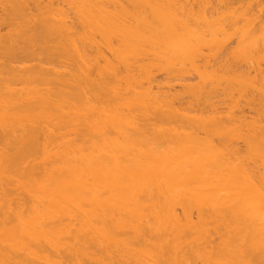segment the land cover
I'll list each match as a JSON object with an SVG mask.
<instances>
[{
  "label": "bare ground",
  "instance_id": "bare-ground-1",
  "mask_svg": "<svg viewBox=\"0 0 264 264\" xmlns=\"http://www.w3.org/2000/svg\"><path fill=\"white\" fill-rule=\"evenodd\" d=\"M218 2L213 15L234 1ZM202 3L0 0V264H264V73L250 71L264 62L263 0L243 25L222 12L241 24L229 34ZM214 24L245 30L232 51L246 63L258 52L252 81L243 60L228 66ZM215 35L228 56L217 72L242 68L237 81L223 67L213 81ZM155 71L184 91L155 86ZM229 81L241 87L221 92ZM234 90L259 118L241 115ZM230 91L241 113L223 117L214 104Z\"/></svg>",
  "mask_w": 264,
  "mask_h": 264
},
{
  "label": "rangeland",
  "instance_id": "rangeland-1",
  "mask_svg": "<svg viewBox=\"0 0 264 264\" xmlns=\"http://www.w3.org/2000/svg\"><path fill=\"white\" fill-rule=\"evenodd\" d=\"M46 1H47V0H45V2H46ZM200 1H201V0H199V3H202V1H201V2H200ZM208 1H209V0H208ZM218 1H219V0H210V1H209L210 4L212 3V6H213V7H212V6H211V7H207V6H210L209 3H208V4H205V3H204L205 6H203V3H202L203 8H204V7H207V8H208V9L206 8V9H207V10H206V11H207V14H208V12H209V14L212 15V17H211L209 14H208V15L205 14L204 17H207V16L209 17V16H210V17L212 18V20H209V22L214 21L216 24H217V23H218V24H225V23H227V24H225V26L227 25V26H226V29H225V26L223 25V27H224L223 29H224V30L227 31V29H228V31L226 32L227 34L230 33L229 31H233V32H234V30H235V32H236V30L238 31L239 28H241V24L243 25L245 21H246V23H247V22H249L248 20L255 19L256 17H254V16H256V15L259 13V11H260V14H258V15L261 16V13H262V17H260V16H258V17H260L261 20H262V18L264 17V0H263V3H262V0H261V3H262L261 6H259V4H260V3H259L260 0L257 2V3H259L258 5H256L257 3H255L254 0H240V1H238V0H236V1H235V0H231V1H234V2L231 3V5H230V3H227V4H229L231 7H229L228 5H225V4H223V3H222V4L220 3L221 1L223 2V1H225V0H221V1H219V2H218ZM229 1H230V0H229ZM237 1H238V2H237ZM256 1H257V0H256ZM217 2H218V4L220 3V4L222 5L221 8H220V5H218V6H219L218 9L220 8L219 11H218V14H217L218 16L216 15V13H217L216 11H217V10L215 11V14H214V15L210 13V11H211L212 13H214L213 10H210V11H209L210 8L214 9V7H215L214 4L217 5ZM226 2H228V0H226ZM226 2H224V3H226ZM213 3H214V4H213ZM234 3H235V4H234ZM233 4H234V5H233ZM200 5H201V4H200ZM206 5H207V6H206ZM249 5L252 6V7L250 8ZM254 5H255V6H254ZM130 6H131V5H130ZM196 6L198 7V5H196ZM196 6H195V9H194V10H196V8H197ZM225 6H227V7H225ZM233 6L237 7L236 10H235V13H234V10H233V9H234ZM257 6H259L258 9H261V10L256 11V12H258V13H257V14L255 13V14H256V15H255V14H253L254 11H255V10L253 9V7L256 9ZM199 7H201V6H199ZM199 7H198L197 10H199ZM223 7H224V8H223ZM248 7H249L250 9H246V8H248ZM260 7H262V8H260ZM0 8H1V6H0ZM130 8H131V7H130ZM145 8H147V9L149 10V7H145ZM227 8H230V10H231V8H232L233 11H232V10H231V11H230V10L227 11ZM241 8L246 9L247 11H246V10H243V9H241ZM1 9H2V8H1ZM1 9H0V13L3 12V11L1 12ZM131 9H132V8H131ZM134 9H135V7H134ZM137 9H138V8H137ZM201 9H202V7H201ZM221 9H222V10H221ZM237 9H238V10H237ZM239 9H240V10H239ZM251 9L254 10V11L252 10L253 13L251 12ZM194 10H193V12H194ZM203 10L205 11V9H203ZM203 10H201V11L203 12V14L206 13V11L204 12ZM220 10H221V11H220ZM199 11H200V10H199ZM224 11H225V13H224ZM248 11H249L250 13L253 14V16H252L251 14H249V15L252 17L251 19H249L250 17H249V15H248ZM191 12H192V11H191ZM191 12H190V13H191ZM195 12H196V13H199L200 17H199V15L196 14ZM195 12H194V13H195V15H197V16L195 17V15H193L194 18H193V17H191V18H193V19L196 18V19H197V17H199V19H200V18L203 16V14H202L201 12H198V11H195ZM222 12H223L224 14H226L227 12H228V13L231 12L233 15L235 14V16H232V14L230 13L231 16H229L230 14L227 13V15H228V17H229L228 19L232 20V18H233V19L236 20V18H237L238 20H240L239 22H238V20H237L236 22H238V23L241 22V24L238 25V23H235V24L238 25V26L235 25L236 28L238 27L237 29H234V27H235V26L233 27V24H234V23L231 24L230 21H229V25H230V24H231V25L228 26V22H227V18H226L227 16H226V15L224 16L223 14L221 15ZM241 12H242V13H246V12H247V13H246L247 15H246V14L244 15V14H242ZM148 13H149V12H148ZM194 13H193V14H194ZM236 13H239V14L236 15ZM181 14H182V13H181ZM183 14H187V10L184 11ZM188 14H189V13H188ZM188 14H187V15H188ZM201 14H202V15H201ZM241 14H242V16H243L242 18H246V16H248V17H249L248 20H247V19L243 20V19L241 18ZM187 15H186V16H187ZM220 15H221V16H220ZM190 16H191V14H190ZM213 16H214V17H213ZM183 17H184V16H183ZM183 17L181 18V17L179 16V18H181V20H183ZM187 17H189V16H187ZM187 17H186V18H187ZM210 17H209V18H210ZM221 17H222V18H221ZM231 17H232V18H231ZM253 17H254V18H253ZM186 18H185V22H186ZM189 18H190V17H189ZM211 18H210V19H211ZM217 18H218V19H217ZM225 18H226V19H225ZM260 18L257 19V20L255 21V23H257L258 20H259L258 22H260ZM193 19H190V21H189V19H188L187 22H189V24L192 25V23H193L194 21L191 23V20H193ZM205 19H206V18H205ZM205 19L203 18V20H205ZM207 19H208V18H207ZM201 20H202V18H201ZM201 20H200V22H201ZM183 21H184V20H183ZM187 22H186V23H187ZM195 22H196V21H195ZM197 22H198V21H197ZM214 22H212V23H214ZM232 22H233V20H232ZM251 22H252V21H251ZM198 23H199V22H198ZM198 23H196L197 25L195 24V25L197 26V28H198L199 26H200V27L202 26L201 23H199V25H198ZM205 23H206V24L208 23L207 20H205ZM206 24H205V25H206ZM216 24H214L215 26H214L213 28H214V29L216 28L215 30H216L217 33H218V31L220 30L219 28H221L222 26L219 25V26H221V27H217ZM249 24H250V23H249ZM261 24L264 25L263 21H262ZM193 25H194V23H193ZM193 25H192V26H193ZM207 25H208V24H207ZM211 25H212V24H211ZM257 25H260V23H259V24L257 23ZM196 26H195V27H196ZM203 26H204V25H203ZM209 26H210V25H209ZM209 26H208V28H210ZM190 28H191V27H190ZM206 28H207V27H206ZM206 28H204V29L206 30ZM208 28H207V29H208ZM231 28H233V30H232ZM242 28H243V27H242ZM191 29H193V28H191ZM211 29H212V26H211ZM214 29H212V30H214ZM230 29H231V30H230ZM2 30H3V31H2ZM2 30H1V32H3L2 35L8 33V32H6V31H7L6 28H3ZM9 30H10V29H9ZM195 30H198V29L194 28V31H195ZM199 30H200V29H199ZM243 30H244V29H243ZM202 31H203V30H202ZM202 31H201V32H202ZM220 31H221V30H220ZM220 31H219L220 36H221L222 34L225 33V31H224V33L220 32ZM240 31H241V30H240ZM244 31H245V30H244ZM244 31H243L244 34L242 33L241 35H240L239 32H237V34H238V35H237V38H235V37L233 38L234 34H232V36H227V35L224 34V37H222V38H224V41H225V39H226L225 36H227V37H229V38H230V37L233 38V39L231 38L230 40H229V38H228V41H229V42L227 41L226 44L223 43V39H220V38L218 39V37H216V35H215V36H214V40L212 39V43H213V45H211L212 43H211L210 45H211V47H213V46L215 47V46H216V49L212 50V49L214 48V47H213L212 49L210 48V49H211V50H210L208 45L205 46V47H208L209 51H212L213 53H214L215 50H216L217 53L215 52V55L218 54L219 56H218V55H217V56H214V57H216V58L218 57L216 60H214V59H213V58H214V57H213L214 54H212V59H213V62H212V63H213V64H211V63H210V62H211V58H210L211 56L209 57L208 55H206L207 58L209 57L207 60L209 61V59H210L209 65H210V64H211V65H214L215 62H218L217 60H220V61H221V59H228V58H229V61L231 62L232 60H230V59H234V57H235L234 60H235V62H236V63L234 62V64H237V65H238V63H239V66H240V67H241L242 64H244L243 66H245V67H244L243 69L247 68V63H248L249 65H250V64L252 65L251 62H253V60L256 59V56L258 55V52L256 53V54H257V55H256L251 49H248L247 52H248V53L250 52L251 55L255 54V56H254L255 58H254V59H253V58L251 59L250 54L247 53V54L249 55V57H250L249 60H252V61H251V62H250V61H249V62L247 61V63H246V62H245L246 60H245V59H242V60H243V63H242V60H239V59H240L239 56H236L237 53H235V54H236V55H235V54H233V51H234V50L232 51V49H234V48H232V47H234V46H235V47H236V46L238 47V46L241 44V42L243 41L244 36H245V32H244ZM4 32H6V33H4ZM199 32H200V31H199ZM207 32H209V30H207ZM207 32H205V31L202 32V37H203V35H206ZM228 32H229V33H228ZM241 32H242V31H241ZM203 33H204V34H203ZM215 33H216V32H215ZM219 33L217 34V36H219ZM213 35H214V32H213ZM239 35L242 36V37H241V38H242L241 40H240V37L238 38ZM243 35H244V36H243ZM210 36H212V34L207 33V37H209V38L206 37V38H207L206 40H205V38H204L202 44H204V41H207V42H208V41L210 40V38H213V37H210ZM220 36H219V37H220ZM222 36H223V35H222ZM235 36H236V33H235ZM204 37H205V36H204ZM217 39H218V41H216ZM237 39L239 40V43H240V44L237 43V44H239V45H236V42L238 41ZM219 40H220V41H219ZM210 41H211V40H210ZM210 41H209V42H210ZM213 41H216V42H215V45H214V42H213ZM221 41H222V42H221ZM240 41H241V42H240ZM217 42H221V43L225 44L224 47H226V49H228L229 47H231V52H232V53L229 51L230 49H228V50L226 51V49L224 48L225 50L223 49V51L219 52V53H220V54H219L218 51H219V50H222V48H223V44L220 43L221 46H222V48H221V49H218V48H217V45H218ZM216 43H217V45H216ZM205 44H209V43H205ZM228 45H230V46L228 47ZM202 46H203V45H202ZM240 46H241V45H240ZM205 47H204V48H205ZM218 47H220V45H218ZM204 48H203V49H204ZM200 49H201V47H200ZM203 49H201V50H203ZM205 49H206V48H205ZM205 49H204V50H205ZM237 49H238V48H237ZM204 50H203V51H204ZM235 50H236V48H235ZM249 50H250V51H249ZM203 51H202V52H203ZM209 51L205 50V52H207V53H208ZM225 51H226V52H230V54H229V53L227 54ZM251 51H252V52H251ZM199 52H200V51H199ZM212 52H209V53H212ZM235 52H238V51H235ZM209 53H208V54H209ZM245 53H246V52H245ZM245 53H243V54L246 55ZM202 54H203V53H202ZM205 54H206V53H205ZM226 54H227L229 57H228ZM238 54L240 55L239 52H238ZM260 54H261V53H260ZM260 54H259V55H260ZM210 55H211V54H210ZM223 55H224V56L226 55L228 58H226V57L224 58ZM232 55H235V56L233 57ZM203 56H204V55H203ZM206 56H204L205 58H204L203 60H206ZM230 57H232V58H230ZM240 57H241V56H240ZM242 57H243V55H242ZM245 57H246V56H245ZM236 58H239V59H237V60H239V61H241V62L238 61V63H237ZM247 58H248V57H247ZM259 58H260V56L258 57V59H259ZM258 59H257V61H258ZM234 60H233V61H234ZM220 61H219V62H220ZM224 61H225V60L221 61L222 63H221V62H220V63L218 62V64L216 63V64H215L216 66L214 65L215 69H214L213 71H211L210 73H212V72L214 73V71H215V73H217V75H218V74H220V71L223 72V70H224L225 73H224V72H223L224 74H223L222 72H221V73H222L223 75L226 76V74H227L226 72H227L231 67L233 68L234 65H233V63H232L233 61L231 62V63H232L231 65H233V66L228 65V62H229V61L227 60L228 62H227V63L225 62V64H227L228 66H230V68H229V69H226V68H228V67H226V65H224L226 68H225L224 66L220 65V66L223 67V70H222V67H219V68H221V69H220L219 72H217V71H218V69H217V68H218L217 65L219 66V64H224V63H223ZM257 61L255 62L256 65H257ZM230 62H229V63H230ZM258 62H259V61H258ZM240 63H242V64L240 65ZM245 63H246V65H245ZM253 63H254V62H253ZM261 63H264V62L261 61ZM261 63H259V64H261ZM28 64H30V63H28ZM203 64H204V61H203ZM259 64H258V66H262V68H259V67L257 66L260 70L257 69L256 65H255V68H254V64H253V68H254V69L251 68L250 66H248V69L251 68L250 71L253 70V71H254V72L252 71L253 74H259V75L261 74V75H262V74L264 73V68H263L264 65H262V64L259 65ZM211 65L208 66V67L210 68ZM204 66H205V65H204ZM204 66H203V67H204ZM206 66H207V65H206ZM235 66H236V65H235ZM239 66H236V67H239ZM243 66H242V67H243ZM208 67H207V69H208ZM214 67L212 66V68H214ZM216 67H217V68H216ZM233 69H235V67H234ZM238 69H239V68H237L236 72H235V70H233V71H234V74H235V73H236V74H239V73L242 71V70H241L242 68H240L239 70H238ZM255 69H257V70H255ZM262 69H263V70H262ZM208 70H211V68L208 69ZM230 70H231V69H230ZM233 71H230V73H231V72H232V73H231L229 76H232V75L234 76ZM237 71H238V72L240 71V72L237 73ZM247 71H248V70H247ZM247 71H246V69H245V71L243 70L242 72L245 73V72H247ZM256 71H258V72L256 73ZM259 71H260L261 73H260ZM262 71H263V72H262ZM228 72H229V71H228ZM248 72H249V71H248ZM248 72H247V74H245L246 76H248L249 73L252 74V72H249V73H248ZM159 73H160V74H159ZM213 73H212V74H213ZM215 73H214L213 76H212V75H211V76L214 77V76L216 75ZM244 73H243V74H244ZM156 74H157V75H156ZM166 74H167V73H166ZM176 74H177V73H175V74L173 73V80L171 79V80H172L171 82H170V78H171V77L164 76L165 74H164L163 72H162V74H161L160 71H159V72H156V71H155V73H154V77H155L156 81L158 80V81H163V82H164V83H163V82H162V83L160 82V83H161V86H162V85H166L165 82L167 83V82L169 81V82H168V89H169L170 86H171V87L174 86L173 88L170 87L169 90H172V91H170V94H172V93L175 91V92H177V95H178V94H179V91L181 92L182 89H183L182 91H184L185 88H183V86H181V85L179 84L180 80H178V79H177L178 81L176 80V78H177V77H176ZM191 74H192V76H188V77H187V75H186L187 78H190V77H191L190 80L188 79L187 81H188L189 83H192L193 79L196 78L195 81H193V83H192L191 85H194V83L197 84V82L199 81V80H198L199 78L197 79L198 76H197L196 74H194V73H191ZM193 74H194V76H193ZM228 74H229V73H228ZM228 74H227V78H229ZM251 74H250V75H251ZM168 75H171V74H168ZM177 75H178V74H177ZM188 75H190V74H188ZM195 75H196L197 77H195ZM217 75H216V76H217ZM220 75H221V74H220ZM250 75H249V79H250ZM259 75H257V76H259ZM156 76H157V77H156ZM178 76H179V75H178ZM216 76H215V77H216ZM218 76H219V75H218ZM225 76L223 77L224 82H225V80L227 79V78H225ZM233 76H232V77H233ZM237 76H238V75H237ZM243 76H244V75H243ZM253 76H254V75H252V77H253ZM164 77H165V78H164ZM166 77H168V78H167L168 80L164 81V79H166ZM175 77H176V78H175ZM186 77H185V78H186ZM192 77H193V78H192ZM219 77H220V76H219ZM232 77H230V78H231V79H235L234 77H233V78H232ZM238 77L241 78V75L238 76ZM185 78L182 77L183 81H184V80L186 81L187 78H186V79H185ZM216 78H217V80H213V81H217V82H218V80H219L221 77H220L219 79H218V77H216ZM230 78H229L228 80H231ZM246 78H248V77H246ZM179 79H180V76H179ZM212 79H213V78H212ZM212 79H211V82H212ZM223 79L221 78V80H223ZM237 79H238V78H237ZM247 80H248V79H247ZM156 81H155V82H156ZM158 81L155 83V84H156L155 86H157L158 84H159L158 86H160V83H159ZM176 81H177V82H176ZM187 81H186V83H187ZM190 81H191V82H190ZM235 81H237V80L235 79ZM250 81H252V79H250ZM172 82H173V83H172ZM211 82H210V81L208 82V83L211 85V87L208 86L210 89H212V87H214V86H212ZM224 82H221V84L218 83L219 86L221 85V86L219 87L220 89L223 88L222 86H223V83H224ZM169 83H170V84H169ZM180 83H181V82H180ZM231 83H232V81H231ZM234 83H235V82L233 81L232 84L234 85ZM183 84H185V82H184ZM214 84L216 85V82H213V85H214ZM218 84H217V87H218ZM226 84H227V85L229 84L228 86H231L230 81L224 83V85H226ZM185 85H188V84H185ZM227 85L225 86L224 89H222L223 91H221V92H225V93H226V90L229 91L232 87H235L237 84H235V86L232 85V87H230L229 89H228V88L226 89V87H228ZM238 85H239V84H238ZM238 85H237V86H238ZM237 86H236V88H234L235 90L237 89ZM239 86H240V85H239ZM184 87H185V86H184ZM240 87H241V86H240ZM238 88H239V87H238ZM246 88H248V87H246ZM249 88H250V87H249ZM252 88H253V87H252ZM214 89H217L216 86L214 87ZM169 90H168V92H169ZM217 90H218V91H217ZM217 90H216V92H215V90H213V91H214L215 94L219 95V93H220L219 91H220V90H219V89H217ZM232 90H233V88H232ZM235 90H234L233 92L230 91V92H229L230 94L227 92L228 96H229V95L232 96V99H231L232 101H231L230 99H225V97L227 96L225 93H224V95H222V97L218 96L219 98H218L217 96H214V97H215V100H218V99H219V100H218L219 105H218V102H217V104H216V102H215V104H214V103H212V104L217 105L218 109L220 108V109H219L220 111H221V109L224 110V108H225V110H224L225 114H223V115L221 114L223 117H226L225 115L228 113L229 110H231V109L233 110L232 107H234V106H236V105H237V106L239 105V104H235L236 102H237V103H238V102L241 103V102L243 101V99H241V95H240V93H241V92H240L241 89H240V90L238 89L239 92H238V93H235L237 96H238V94H239V96H240L239 98L242 100L241 102L239 101L240 99H239L237 96H235V94H234ZM250 90L253 91V89H250ZM250 90H248L249 93L252 92V91L250 92ZM213 91H212V94H213ZM175 92H174V94H176ZM218 92H219V93H218ZM231 92L234 94V101L236 100L235 97L237 98L236 102L233 101V95L231 94ZM180 94H181V93H180ZM183 94H184V92L182 93V95H179V96H182L181 99L183 100V102H181V103H184V100H186L184 104H185V105H186V103L189 104V103H190L189 101H191V99H190L191 97H186V94H184V96H185V99H184V98H183V97H184ZM241 94H242V93H241ZM220 95H221V94H220ZM187 96H188V95H187ZM223 96H224V97H223ZM228 96H227V98H228ZM216 97H217L218 99H217ZM243 97H244V96H242V98H243ZM220 98H221V100H220ZM257 98H258V97H257ZM187 99H190V100L187 102ZM212 99H213V95H212ZM212 99H211V100H212ZM223 99H224V100H223ZM182 100H181V101H182ZM213 100H214V99H213ZM213 100H212V101H213ZM215 100H214V101H215ZM226 100H227V101H226ZM228 100H229L231 103H230ZM214 101H213V102H214ZM221 101H222V103H221ZM233 102H234L235 105H233ZM244 102H245V101H244ZM244 102H242L241 106H239V107H242V108H240V110L242 111V113H244V114H241V115H243V116H244V115H247V118H248V119H249V118H250V119H251V118H254L255 116L257 117V113H255V109H254V111H253V109H251V107H248L247 105L245 106V105H244V104H245ZM229 103H230L231 105H230ZM184 104H183V105H184ZM220 104H221V106H220ZM231 106H232V107H231ZM237 106L234 107V108H235L234 110L238 113V112H240V110H239V109H238V111L236 110ZM215 107H216V106H215ZM217 107H216V109H214L213 111L217 110ZM211 108L213 109L214 107L211 106ZM227 108H230V109L228 110ZM243 108H244V110H243ZM252 108H254V107H252ZM227 110H228V111H227ZM217 111H218V110H217ZM217 111H216V112H217ZM220 111H219V113H220ZM235 111H233V112H235ZM209 112H211V110H209ZM221 112H222V111H221ZM236 112H235L234 114H235L236 116H238ZM222 113H223V112H222ZM229 113H231L230 115H232V112H229ZM229 113H228V114H229ZM240 113H241V112H240ZM260 113H261V112H260ZM234 114H233V115H234ZM230 115H227V116H230ZM258 115H259V114H258ZM262 116H263V115H262ZM262 116H260V118H261ZM256 117H255V118H256ZM227 118H228V117H227ZM257 118H259V117H257ZM250 119H249V120H250ZM261 119L264 121L263 117H262ZM167 128H168V127H167ZM169 128H171V127H169ZM169 128H168V129H169ZM214 134H215V133H214ZM199 135H203L202 137H205L203 133H200ZM205 135H206V134H205ZM215 135L219 138V136H218L217 134H215ZM215 135H213L214 137L212 136L211 138L214 139V140L216 141V138H217V137L215 138ZM229 138H230V137H229ZM221 139H222V138H221ZM221 139H220V140H221ZM217 140H218V139H217ZM216 142H218V141H216ZM242 143H243V142L239 141V144H238V145H239L240 147H238L237 145H236V146H237L240 150H242V148H244L243 150L245 151V146H246V145L244 146V144L242 145ZM243 150H242V151H243ZM195 217H196V215H195Z\"/></svg>",
  "mask_w": 264,
  "mask_h": 264
}]
</instances>
